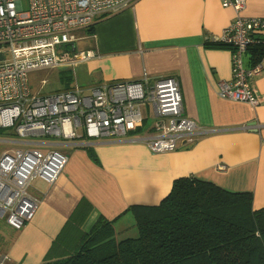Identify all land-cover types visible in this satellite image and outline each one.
Returning a JSON list of instances; mask_svg holds the SVG:
<instances>
[{"label": "crops", "instance_id": "0c3cea01", "mask_svg": "<svg viewBox=\"0 0 264 264\" xmlns=\"http://www.w3.org/2000/svg\"><path fill=\"white\" fill-rule=\"evenodd\" d=\"M243 14L264 17V0H247ZM234 17L233 8L220 0H135L76 33L75 52H92L91 57L75 77L71 67L52 70L61 76L48 82L45 91L72 82L90 88L144 76H175L184 113L198 131L193 142L160 153L147 144L153 126L125 138L40 140L46 151L67 154L68 162L54 183L34 180L32 191L40 202L32 219L16 231L0 228L5 264L41 263L77 207L83 206L76 215L83 230L106 218L114 221L117 234L126 235L123 231L137 227L130 207L158 205L175 179L184 176L233 192L250 191L254 207L264 206V67L253 82L262 98L258 106L224 98L218 83L232 78V48L205 41L217 40Z\"/></svg>", "mask_w": 264, "mask_h": 264}, {"label": "built area", "instance_id": "2783aa9c", "mask_svg": "<svg viewBox=\"0 0 264 264\" xmlns=\"http://www.w3.org/2000/svg\"><path fill=\"white\" fill-rule=\"evenodd\" d=\"M220 1L233 8L235 17L220 36L232 48V78L218 83V93L256 107L262 102L253 82L264 67V17L244 15L247 0ZM134 2L0 0V129L14 127L21 138L45 136L67 143L85 137L125 138L143 124L144 107L150 104L155 133L147 144L153 152L173 151L191 142L198 125L184 113L175 76H144L90 88L72 82L61 90H44L49 82L45 71L71 67L75 77L91 57L92 52L74 50L79 30ZM255 48L261 56L252 64ZM32 72H40L38 81L32 80ZM35 85L40 87L34 90ZM16 142L24 146L0 152V216L6 215L7 222L20 229L39 207L40 197L32 191L34 180L54 183L68 155L29 147L43 144L39 141Z\"/></svg>", "mask_w": 264, "mask_h": 264}, {"label": "trees", "instance_id": "16d2710c", "mask_svg": "<svg viewBox=\"0 0 264 264\" xmlns=\"http://www.w3.org/2000/svg\"><path fill=\"white\" fill-rule=\"evenodd\" d=\"M205 41L230 47L220 37ZM253 200L250 191L180 177L158 205L130 207L138 235L121 239L106 218L83 230L77 207L39 264H264V206L255 208Z\"/></svg>", "mask_w": 264, "mask_h": 264}, {"label": "rangeland", "instance_id": "374dc122", "mask_svg": "<svg viewBox=\"0 0 264 264\" xmlns=\"http://www.w3.org/2000/svg\"><path fill=\"white\" fill-rule=\"evenodd\" d=\"M10 56L7 55L6 59H9ZM50 71V72H49ZM53 71H58L57 69H54ZM47 74V78L48 81H53L54 80H58L60 78V74L56 75V73H53L52 70H47L45 71ZM49 72V73H48ZM40 72H32V80L33 81H38L39 80V76ZM40 87V85H35L34 89H38ZM87 88V87H86ZM144 115H145V122L142 126L143 131H149L150 128L154 125V117L151 111V106L150 104H147L144 107ZM46 138L45 136H32V135H28L24 138H21L20 136H18V134L15 132V128L14 127H10V128H3L0 129V152H5L6 150H8L9 148H16V144H14L13 142L16 141H28V142H38L40 140L45 141ZM24 139H29V140H24ZM6 140H10L11 142H6ZM50 140H55V139H50ZM194 140H192L191 142H193ZM30 148H37L39 147L41 150L46 151V149L40 147V146H35V145H30ZM174 151V150H173ZM7 216H0V228L4 231L8 230V229H13L14 231H16V228H12L11 226L7 225ZM90 228V227H88ZM125 233H127L126 235H121V234H117V238L121 239V237H126V236H131V237H136L138 235V229L137 227L134 229V227H132L129 230L123 231Z\"/></svg>", "mask_w": 264, "mask_h": 264}, {"label": "water", "instance_id": "95a60500", "mask_svg": "<svg viewBox=\"0 0 264 264\" xmlns=\"http://www.w3.org/2000/svg\"><path fill=\"white\" fill-rule=\"evenodd\" d=\"M0 60H3V55L0 53Z\"/></svg>", "mask_w": 264, "mask_h": 264}]
</instances>
